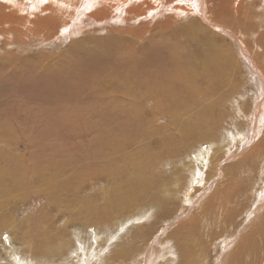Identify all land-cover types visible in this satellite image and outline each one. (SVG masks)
Here are the masks:
<instances>
[{"label":"rangeland","instance_id":"obj_1","mask_svg":"<svg viewBox=\"0 0 264 264\" xmlns=\"http://www.w3.org/2000/svg\"><path fill=\"white\" fill-rule=\"evenodd\" d=\"M15 1L0 0V264H31L34 259L64 264L70 255H78L71 264H77V259L84 264H232L241 253L245 256L241 264H264V85L258 77L260 73L264 83V0H242L243 6L230 0L234 5L230 7L208 0L213 14L221 16L213 23L196 13L181 18L185 12L173 10L126 17L127 11L116 14L112 4L100 0L87 13L77 17L75 13L73 20L78 30L82 22V31L76 30L72 37L63 33L60 37L65 28L59 29L62 20L71 21L67 14L74 15L80 11L75 7L81 9L94 0H63L56 11H63L64 18L39 19V27L32 21L44 15V5L52 1L26 10ZM145 1L154 0H137L129 7ZM165 1L178 7L177 0ZM104 8L103 18L110 24L101 27L91 21L87 27V16ZM12 11L24 20L17 22ZM212 34L223 36L234 50L237 67L230 69L229 63L223 80L211 82L216 75L209 72L212 66L207 74L187 79L188 69H198L206 54L219 55L222 41L208 45ZM173 72L178 81L170 97L166 90L160 91ZM129 83L137 94L146 96L156 85L162 94L137 97L140 105L130 103ZM256 95H263L262 111L256 106ZM157 97L166 102L168 113L159 110L163 107L155 102ZM151 111L154 119L147 126ZM178 123L179 130L174 128ZM110 127L117 137L131 136V151L139 150L136 142L142 146L141 138L148 137L147 151L156 154L149 171L153 180L140 183L130 160L118 156L122 167L109 166L115 155L110 138L116 137L107 134ZM123 127L127 133L122 136ZM199 130L211 133L196 143L193 139L197 141ZM230 137L236 144L227 146L230 142L225 139ZM166 147L172 152H165ZM207 152L215 154L213 162L201 166L194 161L190 166L203 176L202 182L189 187L192 174L182 172L176 189L174 168ZM135 154L144 157L142 149ZM192 186H197L194 192ZM250 235L258 240L259 249L244 253Z\"/></svg>","mask_w":264,"mask_h":264},{"label":"bare ground","instance_id":"obj_2","mask_svg":"<svg viewBox=\"0 0 264 264\" xmlns=\"http://www.w3.org/2000/svg\"><path fill=\"white\" fill-rule=\"evenodd\" d=\"M15 1V0H14ZM27 1H29L28 3H25V4H23V2H27ZM44 0H26V1H23V2H17V1H15L16 2V4H17V6H19V8L20 9H24V10H26V9H31V8H33V7H39V5H41L42 4V2H43ZM52 2H50V3H48V4H46V5H44V7H43V9H42V12L44 11V10H47V12L46 13H44V15H41V16H39V15H36L35 16V19H34V21H32V23H33V25H35V26H37V27H39V26H42V24H40V21H39V19H42V20H44V19H53V20H58V19H63L64 18V12L63 11H61V12H59V11H56V9L58 8V6H60L59 4L61 3V1H63V0H51ZM97 1H100V0H94V2H85L84 3V5L82 6V8L81 9H78V7H75V8H77V10H80V11H78V12H74V15L73 14H67L66 15V19H71V21H67V20H65V19H63L62 20V22H61V25H60V27H59V29H61V27H63V26H65V28L64 29H61V32H60V37H62V33L64 34V35H66V37H72V36H74V35H76V33H77V31L76 30H78V23L76 22V21H74L73 20V17L75 16V13H76V16L75 17H77L79 14H85V13H87L88 11H89V9H92V7L95 5V3L97 2ZM107 2H109L110 4H112V6H113V8H114V10H115V12H116V14L117 13H120V12H122L123 10H124V12L125 11H127L126 12V14H127V16L126 17H130L131 15L132 16H135V17H138V16H145L146 15V13H147V11H148V14H151V15H153V14H155V11H157V13H159V14H161V15H164V14H169L170 12H169V10H173L174 12H177V13H179V12H185V14L184 15H181L180 14V17L181 18H183L184 16H189V14L190 13H192L193 14V16L195 15V13L198 15V17L199 18H203L205 21L206 20H208V22H210V23H213V21L212 20H218V18H220L221 16L220 15H218V16H215L214 14H213V12H212V4H211V2H209L208 0H192V1H190V0H177L176 1V4H178V7H176V6H174L173 8H172V6H170L171 5V3H169L168 1H165V0H154L153 2H150V1H145V2H142V3H139V4H134V5H131V7H129L130 6V4H132L133 2H136L137 0H132V2H130V3H127V1L128 0H106ZM182 1V2H181ZM194 1H196V2H194ZM216 1H219V2H221V3H223L224 5H229V7H230V5H233V4H230V0H216ZM232 1H234V3H237L238 5H242L243 6V2H242V0H232ZM249 1V0H248ZM251 1H253V0H251ZM84 2V1H83ZM250 2V1H249ZM245 3V2H244ZM249 6H250V4H248ZM1 6H3L2 4H1ZM234 6V5H233ZM247 6V5H246ZM188 7H191L192 9H190L189 10V8ZM195 7H196V9H195ZM218 7V6H217ZM75 8H74V10H75ZM79 8H80V6H79ZM161 8V9H160ZM220 8V7H219ZM222 8V7H221ZM227 8V7H226ZM225 7H224V9H226ZM243 8V7H242ZM252 8V7H251ZM230 9H232V8H230ZM229 9V10H230ZM184 10V11H183ZM198 10V11H197ZM221 10V9H220ZM226 10H228V8L226 9ZM233 10V9H232ZM232 10H230V11H232ZM235 10H236V8H235ZM51 11H54L55 12V14H53V15H50V13H51ZM222 11V10H221ZM237 11V10H236ZM220 12V11H219ZM11 13V15H12V17L13 18H15L16 19V21L17 22H21V21H23L24 20V17H22V16H18L17 14H16V12L15 11H12V12H10ZM221 13V12H220ZM115 14V15H116ZM147 14V15H148ZM172 14H175V13H172ZM238 14L239 13H237V14H235V17L236 16H238ZM92 17H88L87 16V18H86V21L89 23H87V22H85L86 23V25H87V27L88 26H90V24H93V23H99V26H101V27H103V25L102 24H110V22L109 21H106V20H104V16H106L107 15V9H102V10H96V11H93L91 14H90ZM151 15H149V16H151ZM158 15V14H157ZM160 15V16H161ZM222 15H227L226 13L225 14H222ZM168 16V15H167ZM175 16H176V14H175ZM233 16H234V14H233ZM74 17V18H75ZM171 17V16H170ZM228 17V16H227ZM227 17H225V18H227ZM244 17H247V15H245ZM103 18V19H102ZM106 18H108V17H106ZM179 18V17H178ZM230 18V17H229ZM67 21V22H66ZM93 23H92V22ZM230 21V20H229ZM244 21V20H243ZM113 22V21H112ZM242 23V22H241ZM236 24V23H235ZM238 24V23H237ZM243 24V23H242ZM97 25V24H96ZM189 26V25H188ZM202 26L204 27V28H206V25H203L202 24ZM241 26V25H240ZM243 27V26H242ZM250 28H251V26H250ZM249 28V29H250ZM207 29V28H206ZM206 29H204V30H206ZM16 31V30H15ZM79 33L82 31V22L79 24ZM197 32V31H196ZM208 33H209V31H207ZM199 33V32H198ZM229 33V32H228ZM245 33V32H244ZM192 35V34H191ZM194 36V35H193ZM198 36H199V34H198ZM200 37V36H199ZM63 38H65V37H63ZM232 38V37H231ZM203 39V38H202ZM220 40V41H222V42H220V43H222V47L220 48V46H219V55H214V56H212V57H210L209 58V54H206V58L204 57V55L203 56H201V57H204L205 58V61H204V63L198 68V69H192V68H189L188 69V71H189V73L190 74H188L187 73V79H189V77L188 76H190L191 78L192 77H194V76H199L200 74H202V72L203 73H208V71L207 70H209L210 68H211V66H212V70L211 71H209V72H214V73H216V75H214L213 76V79L211 78L210 80H211V82L212 81H216L215 79H218V80H223V77L225 76V71H224V69L225 68H227V66L229 65V63H231L232 62V66L231 67H229L230 69H232L233 67H237V64H236V61L238 60V57H237V55L234 53V50L233 49H231V48H228V44H226L225 42H224V38H223V36H215L214 34H212L211 35V37H210V39H209V41H208V45H210L211 44V42L213 41V40ZM236 39V38H235ZM228 41V40H227ZM226 41V42H227ZM59 42V41H58ZM235 42H236V40H235ZM219 43V44H220ZM223 43H225L226 44V46H227V48H225L224 46H223ZM217 44V43H216ZM216 44H215V46H216ZM195 45V44H194ZM238 45H239V43H238ZM249 45V44H248ZM188 46V45H187ZM244 45H242V47H243ZM211 47V46H210ZM217 47H218V45H217ZM245 47V46H244ZM234 48V47H233ZM185 49H187V47L185 48ZM181 50V49H180ZM242 50V49H241ZM252 50V49H251ZM188 51V50H187ZM198 51H199V49H198ZM206 51V50H205ZM204 51V52H205ZM243 51H245V50H243ZM184 52V51H183ZM234 54V56H235V58L233 57V55H232V53ZM240 52H242V51H240ZM173 53V52H172ZM175 53H177V51L175 52ZM174 53V54H175ZM194 53V52H193ZM192 53V54H193ZM207 53V52H206ZM247 53V52H246ZM250 54H252V53H250ZM194 55V54H193ZM258 55V54H257ZM189 56V55H188ZM197 56H199V55H197ZM256 56V55H255ZM190 57V56H189ZM246 57V56H245ZM248 58H251L249 55L247 56ZM259 57V56H258ZM257 57V58H258ZM184 58H185V56H184ZM191 58V57H190ZM196 58V57H195ZM261 58V57H260ZM252 59V58H251ZM188 60H189V58H188ZM204 60V59H203ZM186 61V60H185ZM255 61V60H254ZM261 61V60H260ZM189 62H191V61H189ZM200 62V61H199ZM253 63V62H252ZM254 63H256V62H254ZM167 64H168V62H167ZM167 64L165 65V66H167ZM181 64V63H180ZM251 64V63H250ZM258 64V63H257ZM263 64V63H262ZM171 65H172V63H171ZM199 65H200V63H199ZM252 65V64H251ZM179 67H180V65H179ZM253 69H255V67L252 65L251 66ZM261 67H263V66H261ZM175 68V67H174ZM238 68H240V67H238ZM170 69V68H169ZM179 70H181V69H179ZM255 70H257V69H255ZM169 71V70H168ZM162 72H164V71H162ZM182 72H184V71H182ZM260 72V71H259ZM171 73V72H170ZM175 73H177V72H175ZM174 72H173V76L171 75V78H170V81L168 82V85H164L165 86V88H163L164 86L163 85H160V86H163L162 88H163V90L162 91H160L159 90V88H158V85H156V86H154V87H152L151 89H150V91H148L147 93H146V96H143V95H140V94H137L136 92H135V90L132 88V84L131 83H129V85H128V87H127V89H126V97L128 98V101L130 102V103H135V104H137V105H140V104H138V102H136L137 100L136 99H138L137 97H140L141 99H147V98H149V95H150V93H154V95H161L163 92H165L164 90H166V93L165 94H170L171 96L170 97H173V93L176 91V89H174V86H175V83L178 81V79H176L175 78V76H174V74H175ZM181 75L183 74V73H181V72H179ZM264 73V72H263ZM165 74V73H164ZM186 74V73H185ZM179 75V74H178ZM231 75V74H230ZM233 75H235V74H233ZM264 75V74H263ZM183 76V75H182ZM232 76V75H231ZM163 77V76H162ZM222 77V78H221ZM258 77H259V80H260V82H261V85H262V87H263V85H264V83L261 81V74L260 73H258ZM264 77V76H263ZM179 78V77H178ZM204 78L206 79V80H208L209 78H208V76H204ZM163 79V78H162ZM165 79V78H164ZM184 80V79H183ZM210 80L208 81V82H210ZM200 81V80H199ZM197 82V81H196ZM161 83V82H160ZM184 83H185V81H184ZM263 83V84H262ZM183 84V83H182ZM210 84H212V83H207V85H210ZM185 85V84H184ZM213 85V84H212ZM229 85H231V84H229ZM227 86H228V83H227ZM182 87H183V85H182ZM197 87V85H195V88ZM233 87V86H232ZM232 87H229L228 86V88L229 89H233ZM161 88V87H160ZM181 89H183V88H181ZM185 89V88H184ZM197 89V88H196ZM201 89V88H200ZM258 89V88H257ZM202 90V89H201ZM157 91H160V92H162V93H158ZM178 91V90H177ZM180 91V90H179ZM227 91V90H226ZM225 91V92H226ZM231 91V90H230ZM263 92H264V90H263ZM263 92H262V94H263ZM201 93V92H200ZM223 93H224V91H223ZM180 95V94H179ZM214 95H216V93L214 94ZM207 96V95H206ZM263 96V95H262ZM261 96V97H262ZM161 97V96H160ZM175 97V96H174ZM177 97V96H176ZM180 97V96H179ZM209 97V96H208ZM214 97V96H213ZM216 98H217V96H215ZM214 97V98H215ZM261 97H259V95H256L255 96V102H256V106L262 111V109H261V105L259 104L260 103V101L262 100V99H260ZM264 97V96H263ZM213 99V98H212ZM154 100H155V102L156 103H158V104H161V106H159L160 108L161 107H163V108H161V109H159V110H161L162 112H164L165 113V111H166V113H168V111H170V108H168L167 106L165 107L164 105H165V103L166 102H160V99L157 97V98H154ZM213 100H215V99H213ZM212 100V101H213ZM217 100V99H216ZM264 100V99H263ZM150 101V100H149ZM146 102V100H143L142 101V103H145ZM139 103H141V102H139ZM147 103V102H146ZM150 103V102H149ZM154 104V103H153ZM255 104V103H254ZM157 105V104H156ZM155 105V106H156ZM198 105V104H197ZM158 106V105H157ZM156 106V107H157ZM192 106H194V105H192ZM215 106V105H214ZM140 107V106H139ZM138 107V108H139ZM155 107V108H156ZM200 107V106H199ZM256 107V108H257ZM264 107V106H263ZM136 108V109H135ZM137 107H134V109H135V111L137 110L138 112L140 111H143V110H140V109H138ZM141 108V107H140ZM198 108V107H197ZM257 108V109H258ZM205 109V108H204ZM206 109H208V108H206ZM205 109V110H206ZM256 109V110H257ZM145 110V109H144ZM155 110V109H154ZM193 110V109H192ZM135 111H134V114H135ZM145 111H148V110H145ZM158 111V110H157ZM211 111V110H210ZM213 111V110H212ZM217 111V110H216ZM261 111H260V113H261ZM137 112V113H138ZM152 112V116H151V118L150 117H148L147 118V122H145V120H144V122L145 123H147V126H149V124L150 123H152L151 121H153L152 120V118L154 117V115H153V111H151ZM199 112H201V111H199ZM207 112V111H206ZM213 112H215V111H213ZM218 112V111H217ZM256 112V111H255ZM259 112V111H258ZM161 113V112H160ZM195 113V112H194ZM194 113H193V115H194ZM202 113H203V115H204V112L202 111ZM201 113V114H202ZM211 113V112H210ZM198 114V113H197ZM196 114V115H197ZM200 114V113H199ZM206 114V113H205ZM208 114V113H207ZM262 114V113H261ZM261 114L259 115V117L261 116ZM136 115V114H135ZM210 115V114H209ZM215 115H216V113H215ZM215 115H214V117H215ZM218 115H220V114H218ZM139 116V115H138ZM156 116V115H155ZM198 116H200V115H198ZM202 116V115H201ZM200 116V117H201ZM206 116V115H205ZM221 116V115H220ZM219 116V117H220ZM251 116H252V114H251ZM137 117V116H136ZM164 117V116H163ZM207 117V116H206ZM205 117V118H206ZM169 118V117H168ZM201 118H204V117H201ZM201 118H199V120L201 119ZM210 119H213L212 118V116H210L209 117ZM154 119V118H153ZM155 119H156V117H155ZM183 119H185V118H183ZM195 119V118H194ZM198 119V118H197ZM214 119H216V118H214ZM138 120V119H137ZM217 121L219 120V119H216ZM215 120V121H216ZM201 121H203V120H201ZM124 122H125V119H124ZM136 122V121H135ZM139 122V121H138ZM197 122H199V121H197ZM204 122V121H203ZM108 123V122H107ZM126 123V122H125ZM182 123V122H181ZM212 123H214V122H212ZM258 123V122H257ZM256 123V124H257ZM261 123V122H260ZM106 124V123H105ZM119 124V123H118ZM130 124V123H129ZM179 125H174L175 127V129H180L181 128V125H180V123H178ZM185 124H187V123H185ZM185 124H183V125H185ZM107 125V124H106ZM112 125H114L113 124V121L112 122H110V125L109 126H111L112 127ZM138 125V124H137ZM139 125H141V124H139ZM145 126L144 127H146V124H144ZM166 125V124H165ZM189 125V124H188ZM199 125V124H198ZM202 125V124H201ZM213 125V124H212ZM215 125V124H214ZM125 126V125H124ZM130 126V125H129ZM135 126V125H134ZM156 126V125H155ZM208 126H209V124H208ZM111 127L110 128H108L107 130H106V132H107V134L109 133L110 135H115L114 134V132L112 133L111 132ZM125 127H127V126H125ZM186 127V126H185ZM190 127H191V125H190ZM194 127V126H193ZM201 127H203L202 129H204V126H201ZM200 127V128H201ZM255 127V126H254ZM118 128H121L122 129V127H121V125L120 126H118ZM117 128V129H118ZM124 128V127H123ZM132 128H133V126H132ZM136 128V127H135ZM143 128V127H142ZM142 128H141V130H142ZM155 128H158L159 129V127L157 126V127H155ZM155 128H152V130H157V129H155ZM161 128V127H160ZM188 128V127H187ZM260 129L262 128L261 126L259 127ZM264 128V127H263ZM145 129V128H144ZM186 129V128H185ZM184 129V130H185ZM196 129V128H195ZM208 129V128H207ZM182 130V129H181ZM183 130V131H184ZM112 131H116V129H114V130H112ZM129 131H131V130H129ZM145 131H147L146 129H145ZM151 131V130H150ZM189 131H191V130H189ZM188 131V132H189ZM195 131V130H194ZM196 131H197V129H196ZM200 132H199V137H197V141L196 140H194L193 139V141L194 142H200V141H202V140H204L203 138H206V137H208L209 138V133H211L210 131L208 132V130H207V132H204L203 130H202V132H201V130H199ZM148 132H149V130H148ZM157 132V131H156ZM186 132V131H185ZM204 132V133H203ZM122 136H123V134H125V133H127V131H125V128L123 129V130H120V132H119ZM118 133V134H119ZM147 133V132H146ZM154 133V132H153ZM259 133V132H258ZM186 134H188L187 132H186ZM192 134H194L193 132H192ZM104 135L105 136H107L106 135V133H104ZM149 135V134H148ZM109 136V135H108ZM116 136V135H115ZM190 136V138H191V134L189 135ZM130 137L131 136H128L127 138L126 137H112V138H110V141H111V143H112V153L113 154H115V155H113L114 157H112V161H110L109 160V162H111V165H109V166H120V167H122V165L123 164H120L119 162H121V161H119V160H117V156H118V158L119 159H124V160H130V162L132 163V165H133V169H134V174H135V177H137V178H139L141 181H140V183H144V182H147L148 180L149 181H151V179L153 180V178L154 177H152V176H150L149 174H150V168H152V166H153V164H154V162H153V160H154V158L153 157H155V153L153 154L152 153V151L150 150V151H147L149 148H147V145L148 144H146V141H147V139H148V137H143V138H141V142H143V145L142 146H139V142L137 141L136 142V144H138V149L139 150H134V151H131L130 150V143L129 142H131L130 141ZM229 137V136H228ZM231 138V137H230ZM132 139H134V142L137 140V139H135L134 137H132ZM131 139V140H132ZM235 138H231V139H225L226 141H225V143H228V142H230V143H228L229 145H227V146H230V145H233L234 143H235V140H234ZM254 139V138H253ZM151 140V139H150ZM184 140L186 141V139L184 138ZM261 140V139H260ZM166 141V140H165ZM168 141V140H167ZM171 141V140H170ZM183 141V140H182ZM184 141V142H185ZM188 141H189V139H188ZM187 141V142H188ZM190 141H192L191 139H190ZM246 141H249V140H246ZM254 141V140H253ZM125 142L127 143V144H125ZM172 142H174V141H172ZM247 143V142H246ZM123 144H125V145H123ZM168 143H166V145H167ZM175 144V143H174ZM236 144V143H235ZM234 144V145H235ZM176 145V144H175ZM194 145V144H193ZM151 146V145H150ZM171 146H174V145H171L170 144V146L169 147H171ZM217 146V145H216ZM213 146L218 152L220 151V149H219V147L217 146ZM252 146V145H251ZM134 147V146H133ZM164 147L165 146H163V149H164ZM189 147V146H188ZM102 148V147H101ZM175 148V147H174ZM173 148V149H174ZM229 148V147H228ZM137 149V148H136ZM140 149H142V152H143V156L144 157H142L141 156V158H143V159H140V154H135V153H138L139 151H140ZM161 149V148H160ZM99 150V149H98ZM152 150H155V149H152ZM175 150V149H174ZM100 151V150H99ZM111 151V150H110ZM156 151V150H155ZM166 151H171L172 152V150L169 148H167L166 147V149H165V152ZM209 151H211V150H209ZM254 151V150H253ZM252 151V152H253ZM105 152V151H104ZM108 152V151H107ZM178 151L176 150V152H175V154L177 153ZM158 153V152H157ZM248 153V152H247ZM94 154V153H93ZM251 154V153H250ZM249 154V155H250ZM142 155V154H141ZM159 155V154H158ZM157 155V156H158ZM164 155V154H163ZM162 155V156H163ZM215 155V154H214ZM214 155H210L208 152L205 154V153H199L198 155H196L195 157H193V159L192 160H190L189 161V159H187V158H185V159H187V162H184V163H182V164H180V166L179 167H175L174 168V170H175V172H177L176 173V177L177 176H179V179H180V174L182 173V172H185L186 174H187V171L188 172H190V174H192L191 176H192V178H191V183H187V181H186V183L189 185V187L192 185V184H195V182H196V184L198 185V183H199V181L200 182H202V179H204L203 178V176H201L200 175V173L197 171H195L196 173H193V170L195 169H193V168H190V166L192 165V163H195V162H198V163H200L199 165H201V166H204L206 163H207V161H212L213 162V157H214ZM156 156V157H157ZM161 156V157H162ZM186 156H188V155H186ZM185 156V157H186ZM175 157V156H174ZM235 158V157H234ZM103 159V158H102ZM157 159H159L158 157H157ZM105 160H106V158H105ZM108 160V159H107ZM123 160V161H124ZM248 160V159H247ZM102 161V160H101ZM195 161V162H194ZM201 161H203L204 162V164H202L201 163ZM214 161H216V158H215V160ZM122 163H124V162H122ZM127 164V163H126ZM215 164V163H214ZM125 165V164H124ZM210 165V164H209ZM212 165V164H211ZM101 166V165H100ZM129 166V165H128ZM128 166H127V168H128ZM131 166V165H130ZM158 165H156V167H157ZM207 166V165H206ZM216 166V165H215ZM125 167V166H124ZM100 168V167H99ZM126 168V167H125ZM131 168V169H132ZM155 168V167H154ZM132 169V170H133ZM97 170V169H96ZM207 170V169H206ZM147 171L149 172V173H147ZM173 171V170H172ZM204 171V170H203ZM211 170H209V171H207V174L208 175H210L211 174V172H210ZM17 172V171H16ZM209 172H210V174H209ZM213 172V171H212ZM24 173V172H23ZM148 175H147V174ZM204 173V172H203ZM219 174H220V172H218ZM14 174V173H13ZM12 174V175H13ZM172 174V173H171ZM12 175H10V176H12ZM26 174H24V176H25ZM172 175H175V174H172ZM206 175V174H205ZM214 175V174H213ZM218 175V174H217ZM17 176V175H16ZM15 175L14 176H12V177H15V179L17 178ZM188 176V175H187ZM190 176V175H189ZM188 176V177H189ZM207 176V175H206ZM211 176H212V174H211ZM26 177V176H25ZM24 177V179H26ZM175 177V176H174ZM186 177V176H185ZM207 178V177H206ZM19 179H20V177H19ZM19 179H17V180H19ZM178 179V177H177V179H176V183H175V185H176V189H178L179 188V186L181 185V181H182V179L180 180V182L178 181L179 180ZM210 179V178H209ZM184 180V179H183ZM207 180H208V178H207ZM148 181V182H149ZM205 181V180H204ZM210 181V180H209ZM16 182V181H15ZM20 182V181H19ZM27 182V181H26ZM155 182V181H154ZM157 182V181H156ZM164 182V181H163ZM12 183V182H11ZM24 183V182H23ZM161 183V182H160ZM217 183H218V181H217ZM13 184V183H12ZM151 184V183H150ZM185 184V183H184ZM207 184V183H206ZM214 184V183H213ZM153 185V184H152ZM183 185V184H182ZM21 185H19V186H17V188L18 187H20ZM23 186H25V184H23ZM201 186V185H200ZM199 186V187H200ZM159 187H161V186H159ZM182 187V186H181ZM188 187V186H187ZM194 186H192V188H193ZM197 187V186H196ZM196 187L195 188H193L192 189V191L193 190H195L196 189ZM202 188H203V186H201ZM205 187V186H204ZM21 188V187H20ZM24 188V187H23ZM154 188H156V187H154ZM230 188V187H229ZM8 189V188H7ZM163 189V188H162ZM203 189H205V188H203ZM17 190H19V188L17 189ZM21 191V190H20ZM188 191V190H187ZM197 191V190H196ZM200 191V190H199ZM198 191V192H199ZM194 192V191H193ZM261 192V191H260ZM190 193V192H189ZM203 193V192H202ZM263 193V192H262ZM1 195V194H0ZM24 194H22V196H23ZM188 195V194H187ZM194 195V194H193ZM192 195V196H193ZM261 195V194H260ZM264 195V194H263ZM204 198V197H203ZM262 198V197H261ZM185 199H186V197H185ZM263 199V201L261 202V204L263 205L264 204V197L262 198ZM199 200V199H198ZM203 200V199H202ZM201 200V201H202ZM259 200V199H258ZM228 201H229V199H228ZM7 202V201H6ZM179 202V201H178ZM231 202V201H230ZM4 204H6V203H4ZM260 204V203H259ZM257 205V204H256ZM198 206V205H197ZM197 208V207H196ZM199 208V207H198ZM197 208V209H198ZM260 208V207H259ZM263 209V208H262ZM200 215V214H199ZM254 216V215H253ZM235 218V217H234ZM233 218V221L235 220ZM237 219H238V217L236 216V221H237ZM258 219V218H257ZM241 220V219H240ZM240 220H238V221H240ZM256 220V219H255ZM247 221V220H246ZM245 221V222H246ZM253 221V220H252ZM235 222V221H234ZM239 223V222H238ZM242 224V223H241ZM239 225L241 228H242V225ZM250 226V225H249ZM239 228V227H238ZM240 228V229H241ZM252 228V227H251ZM239 229V230H240ZM256 230V232H257V229H255ZM259 231V230H258ZM262 231V230H261ZM260 232V231H259ZM260 233H262V232H260ZM253 234V233H252ZM257 234H258V232H257ZM260 236V235H259ZM263 236V235H262ZM237 237V236H236ZM244 237V236H243ZM252 236L250 235L249 236V242H248V246H247V250H246V252L244 251V253H251L253 250H257V249H259L258 247V240L256 241V239L254 240L253 238H251ZM258 238V237H257ZM262 238V237H261ZM80 239V238H79ZM234 240H235V237H234ZM260 241V243H261V239L259 240ZM229 242V241H228ZM234 242V241H233ZM263 242V241H262ZM230 244V243H229ZM242 244V243H241ZM261 245H263L262 243H261ZM264 246V245H263ZM254 248V249H253ZM81 249V248H80ZM81 250H83L84 251V249H81ZM48 251H53V248H50ZM225 251V250H224ZM222 252V251H221ZM220 252V253H221ZM86 252H83L82 254H85ZM150 253V251L148 252V254ZM147 254V255H148ZM88 255V254H87ZM146 255V256H147ZM150 255V254H149ZM220 255V254H219ZM240 255H242V253L241 254H239L236 258H234V259H237L236 261H234V262H232V264L233 263H236V264H241L242 262H239V260L241 259H244L245 258V256H240ZM71 256V255H70ZM70 256H68V257H66V258H64L63 259V263L64 264H71L70 262L72 261L71 260V258H73V259H76V256H78V255H74V256H72V257H70ZM83 256V255H82ZM82 256H80V258L82 257ZM88 257V256H87ZM89 258H90V256H89ZM180 258V257H179ZM217 258V257H216ZM219 258V257H218ZM233 258V257H232ZM87 259V258H86ZM92 260V259H91ZM75 261H77L78 263L77 264H84V260L82 261V259H77V260H75ZM82 261V262H81ZM95 261H96V259H95ZM98 261V260H97ZM138 261V260H137ZM222 261V260H221ZM231 261V260H230ZM74 262V261H73ZM99 262V261H98ZM216 262V261H215ZM61 263V262H60ZM59 263V264H60ZM88 263V262H87ZM31 264H47V263H45L44 261H43V259H34V261H31ZM74 264H75V262H74ZM99 264V263H98ZM138 264H139V262H138Z\"/></svg>","mask_w":264,"mask_h":264}]
</instances>
